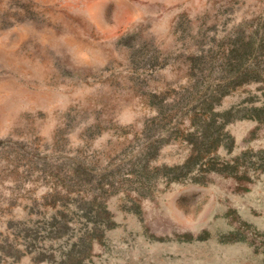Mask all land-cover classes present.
I'll use <instances>...</instances> for the list:
<instances>
[{"label":"rangeland","instance_id":"1","mask_svg":"<svg viewBox=\"0 0 264 264\" xmlns=\"http://www.w3.org/2000/svg\"><path fill=\"white\" fill-rule=\"evenodd\" d=\"M263 19L264 0H0V264H264V85L221 98L239 119L203 182L153 170L188 160L191 114L150 181L131 167L153 95L184 96L194 50ZM82 199L110 213L84 252Z\"/></svg>","mask_w":264,"mask_h":264},{"label":"trees","instance_id":"2","mask_svg":"<svg viewBox=\"0 0 264 264\" xmlns=\"http://www.w3.org/2000/svg\"><path fill=\"white\" fill-rule=\"evenodd\" d=\"M227 38L229 45L225 52L214 49L200 50L199 52L194 50L193 54L189 55L188 78L193 83L184 87V96L169 100L165 96L158 97L155 94L152 100L148 102L149 106L157 112L156 117L151 122L158 121L151 125L146 123L144 131L149 136L157 134L158 137L152 138L155 137L152 136L145 140V144L131 164V167L134 168L132 174L135 176L143 174L145 179L150 181L152 178L150 171L152 157L157 154L160 146L170 139L173 125L175 124L177 127L184 123L183 121L189 114L195 116L194 119L191 118V126L194 127L195 131L190 134L192 138L189 142L192 148L190 157L183 165L155 167L153 170H166V172L173 174L165 176L166 181L170 182L182 179V175H191V181L201 183L210 174L216 173L210 167L199 165V162L207 159L209 154L216 155L221 146L226 148L229 146L226 141L232 138L226 128L230 123L239 119L238 113L234 114V109L216 110L217 106L220 105L221 98L244 85H264V19L246 20V23H241L237 27V31H234ZM156 59L154 54L149 60L156 61ZM255 108L259 109L258 107ZM199 114L202 115L198 116ZM167 119L168 123L164 124L163 121ZM159 125L161 129H159ZM222 136H225L224 140ZM238 166L239 164H236L237 168ZM81 169L80 166L78 171ZM149 181L146 184L151 187ZM100 198L104 199V196L101 195ZM89 206L90 203L84 202L82 199L79 208L85 213L84 219L93 225L92 233H90L88 228L90 224L87 222V229L80 237L79 245L83 252L93 250L95 239H97L95 234L103 227L107 228L108 224L105 222L104 216L110 214L103 202L100 210H93L96 217L92 221L93 218L87 216L91 210ZM68 259L69 264L82 262L80 256L78 257L74 252L68 255ZM18 262L19 258L15 257L14 264Z\"/></svg>","mask_w":264,"mask_h":264}]
</instances>
